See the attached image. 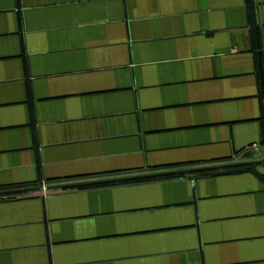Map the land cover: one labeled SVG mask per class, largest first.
Returning <instances> with one entry per match:
<instances>
[{
	"label": "crops",
	"instance_id": "0c3cea01",
	"mask_svg": "<svg viewBox=\"0 0 264 264\" xmlns=\"http://www.w3.org/2000/svg\"><path fill=\"white\" fill-rule=\"evenodd\" d=\"M263 146L264 0H0V264H264Z\"/></svg>",
	"mask_w": 264,
	"mask_h": 264
},
{
	"label": "water",
	"instance_id": "95a60500",
	"mask_svg": "<svg viewBox=\"0 0 264 264\" xmlns=\"http://www.w3.org/2000/svg\"><path fill=\"white\" fill-rule=\"evenodd\" d=\"M264 151V146H263ZM264 162V160H262ZM259 162H240V163H225L220 165H213V166H204L198 168H191V169H184V170H176L170 172H162V173H153V174H137L132 176L126 177H115L109 179H101V180H88L82 182H69L65 184H51L47 185L45 190L46 191H55V190H64V189H74V188H84L90 186H97V185H107V184H116V183H123V182H131L141 179H148V178H157V177H165L170 175H177V174H186V173H195V172H203V171H211V170H219V169H229V168H237V167H244L254 165ZM28 191V190H24ZM16 192H7V193H0L2 195H10ZM20 193V192H17Z\"/></svg>",
	"mask_w": 264,
	"mask_h": 264
},
{
	"label": "built area",
	"instance_id": "2783aa9c",
	"mask_svg": "<svg viewBox=\"0 0 264 264\" xmlns=\"http://www.w3.org/2000/svg\"><path fill=\"white\" fill-rule=\"evenodd\" d=\"M248 153L249 154H247V157H249V158H246V156H244V153H241L238 156H235L230 163H240V162H245V161H254L255 159L257 160V159L261 158L262 157L261 146H259V145L252 146L248 150Z\"/></svg>",
	"mask_w": 264,
	"mask_h": 264
},
{
	"label": "trees",
	"instance_id": "16d2710c",
	"mask_svg": "<svg viewBox=\"0 0 264 264\" xmlns=\"http://www.w3.org/2000/svg\"><path fill=\"white\" fill-rule=\"evenodd\" d=\"M253 167V165H250ZM248 166V167H250ZM180 176H185L184 174H177V175H170V176H165V177H180ZM151 179V178H148V180ZM141 180H147V179H141Z\"/></svg>",
	"mask_w": 264,
	"mask_h": 264
}]
</instances>
